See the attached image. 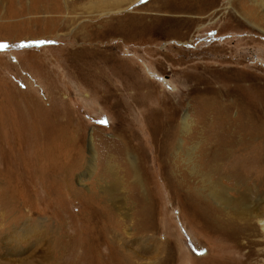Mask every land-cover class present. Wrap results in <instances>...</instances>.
I'll list each match as a JSON object with an SVG mask.
<instances>
[{"label":"rangeland","instance_id":"374dc122","mask_svg":"<svg viewBox=\"0 0 264 264\" xmlns=\"http://www.w3.org/2000/svg\"><path fill=\"white\" fill-rule=\"evenodd\" d=\"M209 171L264 214V0H0V264H264Z\"/></svg>","mask_w":264,"mask_h":264},{"label":"bare ground","instance_id":"6f19581e","mask_svg":"<svg viewBox=\"0 0 264 264\" xmlns=\"http://www.w3.org/2000/svg\"><path fill=\"white\" fill-rule=\"evenodd\" d=\"M185 129H186V123L184 122L183 130H185ZM215 172H217V171H209L208 174L205 173L203 175L204 178H206L208 175V177L210 179V181L208 180L209 196H210L212 202L215 203L220 208L219 211H217L216 213L215 212L213 213L214 215L217 216L215 218V220L219 224H221V225L223 224L224 227H225V225H227V226L230 225V226H235L239 230H242V232L239 233V237H236L237 241L241 238H244V239H246V242L244 243V245L250 247L251 241H249V239H250L249 238L250 237L249 231L251 230V225H252L251 221H252V219H255L257 221V223H259V225L261 226L262 230L264 231V214H260V215H254L253 214L252 215V213H251L252 208L248 204L249 202L246 201L248 193L252 192L251 189L246 188L244 191L238 192L240 198L237 200L232 199V196H230V194L226 193V191L224 190L225 185L223 186L219 182H216V177H214L215 175L212 174ZM231 183L234 184L235 180H232ZM236 217L242 218L241 220L244 223L239 224V223L235 222ZM237 221H239V220H237ZM225 228H227V227H225ZM236 236H238V235H236Z\"/></svg>","mask_w":264,"mask_h":264}]
</instances>
